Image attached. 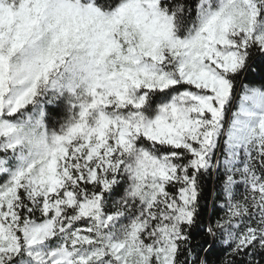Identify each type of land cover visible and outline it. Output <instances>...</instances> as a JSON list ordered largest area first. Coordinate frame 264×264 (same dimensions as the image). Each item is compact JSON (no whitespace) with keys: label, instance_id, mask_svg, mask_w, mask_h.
<instances>
[{"label":"snow or ice","instance_id":"obj_1","mask_svg":"<svg viewBox=\"0 0 264 264\" xmlns=\"http://www.w3.org/2000/svg\"><path fill=\"white\" fill-rule=\"evenodd\" d=\"M0 264H264V0H0Z\"/></svg>","mask_w":264,"mask_h":264},{"label":"trees","instance_id":"obj_2","mask_svg":"<svg viewBox=\"0 0 264 264\" xmlns=\"http://www.w3.org/2000/svg\"><path fill=\"white\" fill-rule=\"evenodd\" d=\"M239 106H240V96H239V94H238L237 99H236V101L234 102V106H233V109H232V110H233V111L238 110Z\"/></svg>","mask_w":264,"mask_h":264}]
</instances>
